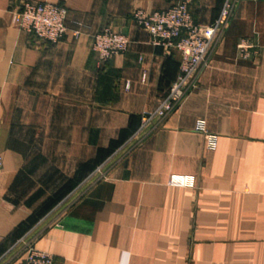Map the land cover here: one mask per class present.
Returning a JSON list of instances; mask_svg holds the SVG:
<instances>
[{
  "label": "crops",
  "instance_id": "obj_1",
  "mask_svg": "<svg viewBox=\"0 0 264 264\" xmlns=\"http://www.w3.org/2000/svg\"><path fill=\"white\" fill-rule=\"evenodd\" d=\"M177 1L0 0V264L20 241L54 264H264V0H238L194 91L138 138L181 55L134 15ZM223 1L196 0L195 22ZM25 3L67 8L59 44L14 25ZM106 29L129 46L103 63Z\"/></svg>",
  "mask_w": 264,
  "mask_h": 264
},
{
  "label": "built area",
  "instance_id": "obj_2",
  "mask_svg": "<svg viewBox=\"0 0 264 264\" xmlns=\"http://www.w3.org/2000/svg\"><path fill=\"white\" fill-rule=\"evenodd\" d=\"M195 1L178 0L166 10L150 14L139 11L134 15L137 24L153 38L154 45L173 47L181 55L177 79L156 110L143 116L141 128L137 133L138 138L150 130L151 123L155 119L167 118L194 91L201 74L208 66L213 48L221 40L230 23L238 2V0H224L218 18L208 26H200L195 22L190 11ZM66 22L67 8L50 3H25L13 15V23L16 27L34 35L37 40L53 46L59 44L67 34ZM79 35V31L75 32L76 38ZM92 38L93 49L99 53L103 63L126 52L129 46V40L124 34L110 29L96 33ZM196 130L204 135L206 148L215 150L218 138L207 131L204 121L197 122ZM170 184L194 187V182L185 177H172ZM23 242L20 241L14 247V249L18 246L23 248L19 264H54L50 254L37 250L32 242L29 244Z\"/></svg>",
  "mask_w": 264,
  "mask_h": 264
}]
</instances>
